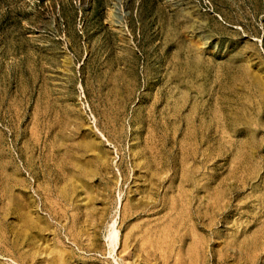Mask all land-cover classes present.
Instances as JSON below:
<instances>
[{
	"label": "rangeland",
	"instance_id": "obj_1",
	"mask_svg": "<svg viewBox=\"0 0 264 264\" xmlns=\"http://www.w3.org/2000/svg\"><path fill=\"white\" fill-rule=\"evenodd\" d=\"M28 217L24 264H264V0H0V264Z\"/></svg>",
	"mask_w": 264,
	"mask_h": 264
},
{
	"label": "bare ground",
	"instance_id": "obj_2",
	"mask_svg": "<svg viewBox=\"0 0 264 264\" xmlns=\"http://www.w3.org/2000/svg\"><path fill=\"white\" fill-rule=\"evenodd\" d=\"M86 150H88V149H86ZM257 154H258L257 149L254 148V153L249 155L250 166H249V163H246V167H248L250 174H252L255 171V166H254L253 162H254V160H255L254 158L256 157ZM94 162L97 163L98 161L95 159ZM258 167H259V169L257 171L263 170V167L260 164V162H258ZM63 194H65V193H63ZM22 206L24 207V204H22ZM28 218H29V220L24 219L23 224L20 226V229H19V232L17 235V239H16V243L14 244L16 247H18L19 245L22 247L27 246L30 251H33L32 254H30L28 257L23 252L20 253L18 261H20L22 264L25 263V260L27 258L32 262L35 261V258H36L37 253H38V250H37L38 242L41 241L42 235H44V233H46L48 231L47 226H41V224L38 222V220L37 219L35 220L34 217H28ZM34 233H37V234H34ZM80 237H81V235H80ZM108 238L111 242L112 247L114 248L118 242V238H117L116 234H114V232H112V234H110L108 236ZM66 257H67L66 252H64V251L56 252L55 260L53 263H55V264H67Z\"/></svg>",
	"mask_w": 264,
	"mask_h": 264
}]
</instances>
